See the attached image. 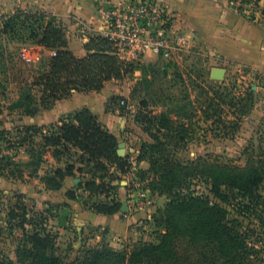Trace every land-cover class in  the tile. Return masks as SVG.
<instances>
[{
  "label": "rangeland",
  "instance_id": "374dc122",
  "mask_svg": "<svg viewBox=\"0 0 264 264\" xmlns=\"http://www.w3.org/2000/svg\"><path fill=\"white\" fill-rule=\"evenodd\" d=\"M18 12L0 8V260L20 264L25 235L48 230L55 245L50 253L64 264L103 246L128 253L139 246L159 245L167 232L162 214L167 205L176 202L177 196L193 194L225 210L227 221L255 251L254 264H264V180L256 190L258 198L243 199L234 192L223 203L211 193L206 174L212 165L224 166L227 172L264 165L263 76L248 67L220 65L224 76L213 80L203 54L161 64L148 58L134 62V72L117 83L122 96L111 99L121 119L122 156L130 166L118 175L108 168L107 196L95 203L119 202L117 191L122 184L116 182L121 181L132 192L138 185L173 190L169 195L154 192L156 199L162 198L158 208L135 229L133 237L111 245L104 231L71 233L53 224L63 190L46 193L40 175L59 169L63 160L74 162L71 153L58 162L51 150L45 152L41 172L26 166L29 152L38 151L41 141L40 134L26 131V113L39 105L41 97L30 84L46 70L52 54L37 49L39 18L15 17ZM23 51L29 62L22 57ZM52 129L49 126L47 131ZM143 161L147 163L144 171L132 164ZM68 189L77 192L71 181ZM173 233L171 241L176 246V229Z\"/></svg>",
  "mask_w": 264,
  "mask_h": 264
},
{
  "label": "trees",
  "instance_id": "16d2710c",
  "mask_svg": "<svg viewBox=\"0 0 264 264\" xmlns=\"http://www.w3.org/2000/svg\"><path fill=\"white\" fill-rule=\"evenodd\" d=\"M23 16L36 21L39 18L42 26L36 44L54 52L46 70L33 77L30 84V88L39 90L41 97L39 105L26 113L28 116H34L40 108H50L53 102L73 92H99L106 82L124 80L135 70L134 62L120 59L112 46L100 36L89 38L84 46L87 55L78 58L68 49L64 31L53 18L41 13L21 11L15 17ZM31 37L35 38L34 35ZM50 127L53 129L44 133L41 128H26V131L41 136L39 149L36 152L31 149L26 166L33 167L37 173L45 152L51 150L53 158L59 162L64 154L77 150L80 152L78 161L91 174L90 179L81 181L77 187L90 197H106L108 168L112 167L124 174L130 166L128 158L118 154L120 137L108 132L87 109L76 112L72 121L61 120ZM73 170V166L67 165L64 169H55L41 180L46 189L58 191L65 178L76 176ZM77 172H81V169ZM206 174L211 193L219 201L228 202L229 195L234 192L243 199L252 200L258 198L256 190L264 180V165H251L247 169L228 172L224 166L212 165ZM176 184H179L177 180ZM147 187L152 194L158 192L159 195H169L173 190V187ZM67 195L73 198V193ZM120 206V202L112 201L94 203L93 208L99 214L113 215L119 211ZM162 214L166 215L167 232L159 245L139 246L128 253H118L103 246L86 251L82 258H77L71 264H254L257 260L255 251L227 221L226 211L211 205L207 199L193 194L177 196L176 202L172 200ZM174 229L176 246L171 241ZM51 233L48 230L42 234L34 232L25 235L20 264H64L50 253L55 247ZM179 244H183L184 248L180 249ZM192 254L193 258L190 257ZM0 264L11 263L0 260Z\"/></svg>",
  "mask_w": 264,
  "mask_h": 264
},
{
  "label": "crops",
  "instance_id": "0c3cea01",
  "mask_svg": "<svg viewBox=\"0 0 264 264\" xmlns=\"http://www.w3.org/2000/svg\"><path fill=\"white\" fill-rule=\"evenodd\" d=\"M160 1L164 3L172 19V30L186 40V48L174 57L176 60L184 55L203 54L210 63V73L213 69H222L220 65H238L256 70L264 78V21L248 19L232 5V0ZM0 8L6 11L41 13L53 18L64 31L68 49L78 58L87 55L84 46L89 38L102 29L103 24L94 0H0ZM37 49L52 54V51L44 47L37 46ZM147 58L160 64L165 63L162 58L152 54L146 55L138 62ZM118 82L120 81L106 82L99 92H73L70 96L53 102L48 109L40 108L34 116L26 118L25 125L41 128L42 132H46L49 126L61 120L72 121L76 112L87 109L108 132L121 139L122 130L119 126L121 119L118 111L111 105L113 97L122 96L117 86ZM130 151L127 150V155ZM71 153L75 161L63 160L61 162L63 166L59 169L71 165L76 176L81 177L65 178L59 190H63L61 196L64 199L52 217L53 224L60 226L62 231L71 233L87 232L92 229L100 233L104 231L111 245L116 241L133 237L135 229L153 214L162 198L154 197V205L149 208L136 205L135 192L130 191V188L126 189V182H116L122 184L118 188L117 198L121 203L120 209L125 204L126 211L121 212L119 209L113 215L99 214L93 205L101 197H90L87 192L77 187L81 181L90 179L91 174H88V169L78 161L80 152L73 149ZM132 164L140 170L147 169L145 161ZM78 169H81V172H77ZM114 173L119 174L115 169ZM48 175L50 173L40 175V180ZM76 179L79 180L78 183H75ZM70 181L76 185L77 192L68 189ZM43 189L51 194V190L46 189L45 185ZM72 192H75L73 198H69L67 194Z\"/></svg>",
  "mask_w": 264,
  "mask_h": 264
},
{
  "label": "built area",
  "instance_id": "2783aa9c",
  "mask_svg": "<svg viewBox=\"0 0 264 264\" xmlns=\"http://www.w3.org/2000/svg\"><path fill=\"white\" fill-rule=\"evenodd\" d=\"M94 2L103 19L102 29L94 36L104 38L120 59L134 62L152 54L167 62L185 50L186 40L172 30V19L162 1ZM232 5L248 19L264 21V0H232ZM25 53L22 52V57L29 62ZM120 105L124 106L125 101H120ZM134 200L142 207L154 205V195L147 186H137Z\"/></svg>",
  "mask_w": 264,
  "mask_h": 264
},
{
  "label": "water",
  "instance_id": "95a60500",
  "mask_svg": "<svg viewBox=\"0 0 264 264\" xmlns=\"http://www.w3.org/2000/svg\"><path fill=\"white\" fill-rule=\"evenodd\" d=\"M223 76H224V70H222V69H213L211 71V74H210V77L213 80H220V79L223 78ZM123 147H124V143L121 142V143L118 144V154H119V156H122V148ZM78 182H79V180L76 179L75 183H78ZM120 211L121 212H125L126 211V205L125 204L122 205Z\"/></svg>",
  "mask_w": 264,
  "mask_h": 264
}]
</instances>
